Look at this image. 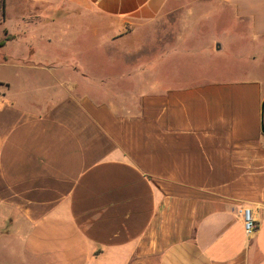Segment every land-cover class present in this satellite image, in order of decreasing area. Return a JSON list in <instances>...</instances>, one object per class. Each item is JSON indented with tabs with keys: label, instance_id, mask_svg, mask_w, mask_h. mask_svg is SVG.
Listing matches in <instances>:
<instances>
[{
	"label": "crops",
	"instance_id": "crops-1",
	"mask_svg": "<svg viewBox=\"0 0 264 264\" xmlns=\"http://www.w3.org/2000/svg\"><path fill=\"white\" fill-rule=\"evenodd\" d=\"M185 1L0 0V264H264V80L134 33L191 26ZM215 1L264 38V0ZM53 12L100 26L40 33Z\"/></svg>",
	"mask_w": 264,
	"mask_h": 264
},
{
	"label": "rangeland",
	"instance_id": "rangeland-1",
	"mask_svg": "<svg viewBox=\"0 0 264 264\" xmlns=\"http://www.w3.org/2000/svg\"><path fill=\"white\" fill-rule=\"evenodd\" d=\"M185 3L186 6H190L189 9L194 10L191 26L183 28L178 22L176 23L177 19L170 21L164 19L134 33H156L158 28L161 30L164 25V33H167L168 28L172 30L174 27L173 33H181L185 37L179 45L184 51L189 48L188 46H192V43H195L193 47L198 50L205 49L212 44L211 50L206 49L197 55L181 56V61L198 76L222 82L246 81L252 78L264 80V53L262 50L264 38L254 36L249 22L238 20L231 8H227L215 0H186ZM64 16V13H51L50 19H56V24L52 27L53 23L49 25L46 23L48 29L40 30L41 28L38 27L37 30H40V33L74 35L75 33H93L94 27L100 26L96 25L97 23L88 15L70 13L68 21H62ZM169 22L172 26L168 25ZM42 24L45 26L44 23ZM105 29L101 28L99 33H112V30ZM189 33H193L195 37L187 38ZM218 44L223 46V50H216ZM120 61L118 60V62ZM93 73L92 70L91 74Z\"/></svg>",
	"mask_w": 264,
	"mask_h": 264
},
{
	"label": "built area",
	"instance_id": "built-area-1",
	"mask_svg": "<svg viewBox=\"0 0 264 264\" xmlns=\"http://www.w3.org/2000/svg\"><path fill=\"white\" fill-rule=\"evenodd\" d=\"M242 216L244 220V230L247 237L253 235L257 230V224L254 217L253 210L250 208H244L242 211Z\"/></svg>",
	"mask_w": 264,
	"mask_h": 264
},
{
	"label": "trees",
	"instance_id": "trees-1",
	"mask_svg": "<svg viewBox=\"0 0 264 264\" xmlns=\"http://www.w3.org/2000/svg\"><path fill=\"white\" fill-rule=\"evenodd\" d=\"M3 44V42L2 43H0V45H2Z\"/></svg>",
	"mask_w": 264,
	"mask_h": 264
},
{
	"label": "water",
	"instance_id": "water-1",
	"mask_svg": "<svg viewBox=\"0 0 264 264\" xmlns=\"http://www.w3.org/2000/svg\"><path fill=\"white\" fill-rule=\"evenodd\" d=\"M263 132H264V128H263Z\"/></svg>",
	"mask_w": 264,
	"mask_h": 264
}]
</instances>
